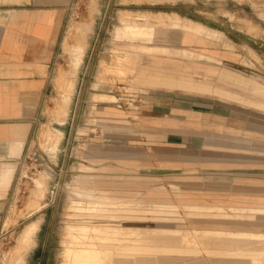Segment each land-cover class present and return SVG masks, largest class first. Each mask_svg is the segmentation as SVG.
<instances>
[{"label":"rangeland","instance_id":"374dc122","mask_svg":"<svg viewBox=\"0 0 264 264\" xmlns=\"http://www.w3.org/2000/svg\"><path fill=\"white\" fill-rule=\"evenodd\" d=\"M169 14L200 22L203 29L221 39L192 45L216 55L219 59L212 63L264 84V0H73L61 53L51 67L52 87L42 107L43 118L37 120L20 167L6 224L8 232L0 238V264H65L66 249L75 244L68 233L72 224L171 229L164 234L179 241V249H183L204 238V231L187 230L204 226L194 223L195 219L221 215L217 209H207L212 202L232 201L229 197L234 196L236 187L249 193L252 185L264 188V109L255 103H264V97L256 88L242 86L234 79L208 80L198 73L192 79L211 82L232 94L227 96L214 88L187 89L183 83L181 87H149L145 91L135 83L138 63L147 62L148 56L126 50L128 40L137 43L135 34L129 33L136 27L157 36L158 28L179 19ZM82 37L89 46L70 87L74 77L70 51ZM173 51H165L164 57L188 60L180 50ZM118 68L125 72H117ZM62 70L65 75L60 81ZM162 72L182 80L190 78ZM64 107L70 108L66 121L59 120ZM57 129L64 133L56 143ZM81 166L88 171H81ZM131 173H140L135 176L138 186ZM42 175L47 178L44 194L35 181ZM192 183H199L202 189L182 187ZM77 190L85 191L79 194ZM79 203L83 208L75 206ZM93 204L107 209L90 212ZM125 204L137 207L125 208ZM160 204L175 207L158 209ZM38 216H43V221L37 243L19 262L23 252L20 232ZM238 218L260 224L241 228L264 232V214ZM144 235L97 246L114 253L111 264H132V260L159 264L160 251L173 242H155ZM233 243L227 239L212 243L204 255L242 262L253 258L248 252L264 249V239Z\"/></svg>","mask_w":264,"mask_h":264},{"label":"crops","instance_id":"0c3cea01","mask_svg":"<svg viewBox=\"0 0 264 264\" xmlns=\"http://www.w3.org/2000/svg\"><path fill=\"white\" fill-rule=\"evenodd\" d=\"M72 4L73 0H0V238L4 236V232H8L6 224L20 167L30 149L37 120L43 118L42 107L52 87L51 67L54 59L61 53ZM131 175L140 176V173ZM133 181L138 186L139 178ZM198 184L192 183L189 187H182L202 189ZM126 188L131 192L130 187ZM250 189V193L243 192L244 190L239 192L236 187V192L232 193L234 196L229 197L232 201L226 204L221 201L219 204L212 202L209 206L264 209V188L252 185ZM240 216L243 215L221 214L217 218L195 219L194 223H204V226H193L187 230L205 233L246 232L253 234V237L212 234L201 238L194 245H186L183 249H179V241H170L173 242L172 245L163 247L160 251L159 264H208V261H211V264H264V249L255 253L248 252L253 258L242 262L237 258L220 257L214 260L205 257V250L209 252L212 243L220 244L223 239L233 241L234 245L264 239V232L240 227L244 224H260L241 222L238 218ZM164 243L166 242L162 244ZM174 251L192 254L169 253ZM131 263L139 264L141 260H132Z\"/></svg>","mask_w":264,"mask_h":264},{"label":"bare ground","instance_id":"6f19581e","mask_svg":"<svg viewBox=\"0 0 264 264\" xmlns=\"http://www.w3.org/2000/svg\"><path fill=\"white\" fill-rule=\"evenodd\" d=\"M168 13V12H167ZM169 17L175 19L176 17L179 19H183L181 22L179 19L173 20L170 23L169 27L166 28H158L157 36H150L147 34L142 33V31L136 29H131L132 33L129 35L135 34L134 36L137 38L136 42H129L127 41V45L129 48H126L127 51H142L143 53L147 54V62L138 63V68L135 70L134 80L138 87H142L145 91L149 87H160L163 86L164 88L171 89L176 86H186L187 89H197V90H209L212 91L211 88L216 89L219 92H224L227 96L232 94L230 90L224 91L220 86L214 85L211 82L206 83L202 79H192L196 73L203 74L205 77L210 79L217 78L218 80H227V79H234L236 83L242 84V86H247L248 88H256L257 93L264 97V84H260L256 80L251 78H247L242 74L235 73L232 70L228 69L227 67H219L212 61H216L219 58L208 52H204L198 49H195L192 45L195 43L198 44H208L213 41H219L220 38L214 36L212 31L203 29V24L200 22H194L193 20H189L183 18L179 14L171 15ZM124 23L128 24V27L131 28L132 24L128 21H125L122 17ZM94 25V23H93ZM160 31V32H159ZM205 31V32H204ZM88 36V34H87ZM89 37V36H88ZM152 41V42H150ZM175 44H179L177 47H172ZM187 44L188 46H184ZM88 43L86 42L85 37H82V40L76 43L73 48L71 49L72 55V63L74 65V77L71 79L69 85L70 87L73 86L75 80L77 79L76 76L78 72L81 70L82 64L84 62V58L87 52ZM141 47L140 49H136V47ZM180 50L182 54H184V58L188 60L185 61L176 59L175 57L168 56L164 57L163 53L165 51H169L171 54ZM200 56L201 58H195ZM150 59V61H149ZM162 70H167L172 73H178L179 75H186L188 78L185 79H178L177 76H166L163 74ZM117 72L123 73L125 70L118 68L116 69ZM65 72L62 70L59 76V80L64 79ZM199 83V84H196ZM183 83V85L181 84ZM221 89V90H220ZM67 95V94H66ZM69 100L72 99L71 93L67 95ZM112 99H116L117 97L112 96ZM256 102L257 106H260L264 109V103L258 100ZM253 103V102H252ZM70 108L64 107L62 110L61 117L59 120L66 121L68 118L67 112H69ZM117 111L113 112L116 113ZM63 131L57 129L55 131V138L54 140L56 143L58 142L59 136L63 135ZM55 143L54 146L57 144ZM81 171H88L86 166H81ZM84 169V170H83ZM90 170V169H89ZM37 188L42 190V194H44L47 190V178L45 175L41 177L35 178ZM85 190H77L79 194H84ZM90 195H93L92 191H89ZM109 194V193H108ZM80 204V203H79ZM137 204H125V208H135ZM77 208H83V205H75ZM174 205H166L160 204L157 205L158 209H165L169 208L172 210ZM192 211L195 209L191 207ZM89 211H98L102 209H107L105 206L93 204L90 206ZM188 209V207H187ZM203 209V207H200ZM207 209L213 211L217 209L218 213L223 215H243V216H256L258 213H264V209L261 208H251V207H229L223 208L220 206H208ZM191 211V212H192ZM43 221V216H38L26 223V225L22 228L20 235V247H22L23 252L19 255V262H23L25 255L27 252L35 246L37 243V234L41 229V224ZM171 229H164V228H145V227H118V226H100L94 224H77V225H70L68 233L71 236L72 242L75 244L68 246L65 252L66 260L65 264H111V256L114 253L107 249H100L97 245H103L102 243H107V241H117L123 242L126 238L127 239H136L142 234L148 235V238L155 242H162V241H176L172 239L171 236L166 235L164 233H169ZM215 231H208V236L212 235ZM217 235L223 234L228 235L230 237H253L254 235L251 233H239V232H215ZM263 235V234H262ZM145 236V235H144ZM203 237L207 236V233L202 235ZM260 236V235H259ZM153 237V238H152ZM257 237V235H256ZM141 264V263H139Z\"/></svg>","mask_w":264,"mask_h":264}]
</instances>
